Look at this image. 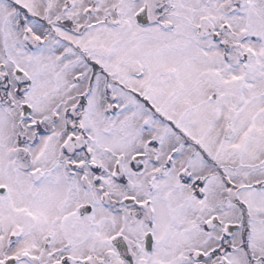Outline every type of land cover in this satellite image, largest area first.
Wrapping results in <instances>:
<instances>
[{"label":"snow or ice","instance_id":"snow-or-ice-1","mask_svg":"<svg viewBox=\"0 0 264 264\" xmlns=\"http://www.w3.org/2000/svg\"><path fill=\"white\" fill-rule=\"evenodd\" d=\"M0 264H264V0H0Z\"/></svg>","mask_w":264,"mask_h":264}]
</instances>
